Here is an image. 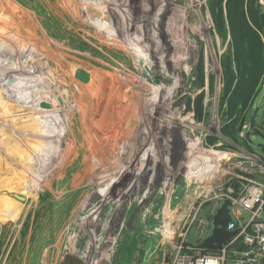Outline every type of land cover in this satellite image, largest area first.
<instances>
[{
	"label": "rangeland",
	"instance_id": "1",
	"mask_svg": "<svg viewBox=\"0 0 264 264\" xmlns=\"http://www.w3.org/2000/svg\"><path fill=\"white\" fill-rule=\"evenodd\" d=\"M77 1L0 0V264H168L236 177L264 180V0H116L121 36L113 12L137 16L134 53L97 35ZM244 23L254 33L240 35ZM244 69L256 83L238 105ZM79 94L124 101L119 124L133 115L100 186L91 155L72 166L67 146Z\"/></svg>",
	"mask_w": 264,
	"mask_h": 264
},
{
	"label": "bare ground",
	"instance_id": "2",
	"mask_svg": "<svg viewBox=\"0 0 264 264\" xmlns=\"http://www.w3.org/2000/svg\"><path fill=\"white\" fill-rule=\"evenodd\" d=\"M75 0H68V4H73ZM2 2V1H1ZM79 4L82 5L84 8L82 11V17L88 16L89 19L93 22V26L95 27L97 31V35H102L101 38L105 39V41L112 42L113 44L120 45L123 43L127 49L132 51V47H135L137 45L138 39L140 38L137 32V27L133 28L135 25L133 24V20L137 16H133L134 14L128 13V15H121L122 12H113L116 13L115 16L117 20L122 18L124 22H126L127 25H124V30L127 32V34L123 37L120 34L121 29L116 28V26L112 23L115 20L113 15L111 14V7L110 5H117L116 0H78ZM59 5V4H58ZM122 6V5H121ZM61 7V5H59ZM114 7V6H113ZM116 8V6H115ZM90 9H93V11H90ZM117 9V8H116ZM120 9V8H119ZM65 10V9H64ZM81 10V9H79ZM121 10V9H120ZM139 10V9H137ZM144 10V9H143ZM66 11V10H65ZM141 11V10H139ZM2 13H7L10 16H17L14 14L13 11L6 10V12L1 11ZM144 12V11H143ZM59 13V12H58ZM138 13V12H137ZM142 13V12H141ZM139 14V13H138ZM118 15V16H117ZM150 15V14H149ZM93 16H96L95 18L98 20L93 19ZM141 16V15H140ZM143 16V15H142ZM141 16V18H142ZM145 16V15H144ZM148 18V16H146ZM25 19V18H24ZM168 19V18H167ZM15 20V19H14ZM17 21V20H16ZM19 21V20H18ZM139 21V20H138ZM143 21V20H142ZM82 22V21H81ZM116 22V21H115ZM130 22V25L128 23ZM52 23V22H51ZM120 23V22H119ZM118 23V25H119ZM123 23V22H122ZM135 23V22H134ZM138 23V22H137ZM165 23V22H164ZM117 24V23H116ZM121 24V23H120ZM139 24V23H138ZM148 24V22H147ZM172 25V24H171ZM123 26V25H122ZM150 26V25H149ZM148 26V27H149ZM20 27V26H19ZM22 27V26H21ZM81 27V26H80ZM137 28V29H136ZM25 29V28H23ZM146 29V28H145ZM149 29V28H148ZM155 30V29H154ZM90 31V30H89ZM145 31V30H144ZM143 31V32H144ZM149 32V31H148ZM125 33V32H124ZM25 34V32H24ZM27 35V34H26ZM29 35V34H28ZM27 35V36H28ZM142 35V33H141ZM2 37H5V33L2 34ZM149 37V36H148ZM96 38V37H95ZM122 38H125V40H122ZM145 39V38H144ZM30 40V39H29ZM101 41V40H100ZM141 41V39H140ZM31 42V41H30ZM142 42L138 46V51L140 54V57L142 59L147 58V51L145 48L142 46ZM106 43V42H105ZM32 44V43H31ZM111 44V43H110ZM109 45V44H108ZM8 46V45H7ZM39 46V45H38ZM149 47V46H148ZM34 48V47H33ZM40 48V47H39ZM38 48V49H39ZM124 49V48H123ZM42 51V50H41ZM133 52V51H132ZM18 53V52H17ZM134 53V52H133ZM16 54V52H15ZM90 54V53H89ZM153 55V54H152ZM151 56V55H150ZM20 59V58H19ZM150 59V58H149ZM34 60V59H33ZM1 64V63H0ZM2 65V64H1ZM168 67V66H167ZM37 68V67H36ZM39 68V67H38ZM167 70V69H166ZM43 71V70H42ZM1 73V72H0ZM40 73V72H39ZM55 74V71H54ZM1 75V74H0ZM2 76V75H1ZM83 76H79L78 78H74V83L81 84L83 85L84 89L86 91H89V85L87 79L82 78ZM1 79V78H0ZM87 81V82H86ZM84 82V83H83ZM86 85L84 86V84ZM87 86V87H86ZM54 88V87H53ZM93 88V87H92ZM99 89V88H97ZM56 91V90H55ZM74 91H76L74 89ZM78 95V94H77ZM108 95V94H107ZM79 98H76L74 96L71 97V103L73 105L72 110L70 107V115L68 116V123H66V129H67V134H69V140L67 141V146L69 150V154H71L75 160L72 162V166L76 164V162H81V160H84L82 156H85V158H89L91 155L92 157V162H91V172L93 177H98V179H94L95 184L100 186L102 184V181H105V175L107 172H112L108 168L112 164H114V160L110 158L108 155H112V153L115 155V152L112 149V144L116 143V138H118V135L120 136L121 133H118V130L120 129L123 130L122 128L124 127V124L126 122L129 123L128 120H131L132 114L129 112V109L125 112V114L128 115L130 113L132 116L130 119H126V115L122 121H120L119 124V119L117 114L121 113V105H124V101H120L117 97L115 98H109V97H103L102 101H96L93 105V100L96 98H99V96H92L89 94L80 95ZM101 99V98H99ZM46 100V99H45ZM42 103L44 101V97L42 98ZM46 102V101H45ZM44 102V103H45ZM104 102V103H103ZM43 103V104H44ZM55 106V105H54ZM106 106V108H105ZM114 109H112V107ZM47 107V106H45ZM45 109V108H44ZM57 110V109H56ZM46 113H50L49 107L46 108ZM43 113V112H42ZM77 113V118H74V114ZM57 114V113H56ZM44 115V113H43ZM49 115V114H48ZM51 116V115H50ZM121 117V116H120ZM129 118V116L127 117ZM118 119V120H117ZM51 121V119L46 118V122ZM115 120V121H114ZM127 120V121H126ZM140 119H138L139 121ZM49 121V122H50ZM66 121V120H65ZM114 121V122H113ZM126 121V122H125ZM132 121V120H131ZM130 121V122H131ZM33 122V121H32ZM51 123V122H50ZM147 123V122H146ZM115 124H119L122 127L119 128L117 126V129L113 128ZM50 127L54 130L55 137L57 136V133L55 132V128L52 127V124H49ZM143 125V124H142ZM78 128L76 129V127ZM128 130L131 129V124H126L125 125ZM131 126V127H130ZM144 127V125H143ZM50 128V129H51ZM69 128V129H68ZM113 128V129H112ZM133 128V127H132ZM131 131V130H129ZM52 132V133H53ZM124 132V131H123ZM106 135V136H105ZM130 135V133H129ZM121 137V136H120ZM122 139V138H121ZM55 140V138H54ZM126 140V138H125ZM70 141V144L68 143ZM75 142L76 146H72ZM118 142V141H117ZM121 142V141H120ZM123 142V140H122ZM136 142V141H135ZM82 143V146L80 145ZM117 144V143H116ZM119 144V143H118ZM129 144V143H128ZM111 146V147H110ZM130 146V145H129ZM81 147V148H80ZM119 147V146H118ZM81 149L80 153L78 152L77 154L74 153V150L76 149ZM114 148V147H113ZM159 148V147H158ZM138 149V148H137ZM131 150V149H130ZM139 150V149H138ZM157 152V151H156ZM74 153V155H73ZM129 154V153H128ZM134 154V153H132ZM155 154V153H154ZM157 154V153H156ZM147 156V155H146ZM153 157V156H152ZM82 158V159H81ZM68 157H65L63 160V164L68 163ZM90 159V158H89ZM153 162V161H152ZM147 164V163H146ZM157 164V163H155ZM117 168V167H116ZM107 169V171H106ZM122 169V168H121ZM120 169V170H121ZM23 170V169H22ZM28 170V169H27ZM118 171V170H117ZM120 172V171H119ZM126 173V171H124ZM58 174V173H57ZM25 177V175L20 174ZM104 175V176H103ZM103 176V179H99ZM118 176H112L109 180L110 184L107 186L114 185L115 182H117ZM26 180V178H25ZM122 180V179H121ZM45 181V179H43ZM42 181V182H43ZM119 183V182H118ZM76 184V183H75ZM43 185V184H41ZM42 187V186H41ZM108 188V187H107ZM114 189V188H112ZM111 190V189H110ZM116 190V189H115ZM37 196V195H36Z\"/></svg>",
	"mask_w": 264,
	"mask_h": 264
},
{
	"label": "built area",
	"instance_id": "3",
	"mask_svg": "<svg viewBox=\"0 0 264 264\" xmlns=\"http://www.w3.org/2000/svg\"><path fill=\"white\" fill-rule=\"evenodd\" d=\"M264 116V114H263ZM264 126V125H263ZM263 170V169H262ZM264 175V171H260ZM218 196V207L229 201L230 223L227 231L238 233L217 251L200 248V241L211 229V220L199 224L202 229L192 245L180 244L168 264H262L264 263V180L236 177ZM215 207V208H216ZM214 208V209H215ZM212 215V214H211ZM211 217V216H210Z\"/></svg>",
	"mask_w": 264,
	"mask_h": 264
},
{
	"label": "water",
	"instance_id": "4",
	"mask_svg": "<svg viewBox=\"0 0 264 264\" xmlns=\"http://www.w3.org/2000/svg\"><path fill=\"white\" fill-rule=\"evenodd\" d=\"M42 107L44 105H41ZM229 201H223L216 207L210 217L211 229L209 235L199 243V247L209 251L220 250L223 245L229 242L237 233L238 230L227 231L226 226L230 223ZM60 264H83L82 260L76 256L65 254L62 257ZM264 264V263H262Z\"/></svg>",
	"mask_w": 264,
	"mask_h": 264
},
{
	"label": "trees",
	"instance_id": "5",
	"mask_svg": "<svg viewBox=\"0 0 264 264\" xmlns=\"http://www.w3.org/2000/svg\"><path fill=\"white\" fill-rule=\"evenodd\" d=\"M257 13H259V15L257 16H259V20H261L260 21L261 24H264V15H262L259 10H257ZM256 29L258 31L262 29V25H259L258 22L256 23ZM244 32H246L247 34L254 33L253 30L246 23H244L242 28L239 30V34L241 35ZM237 45L238 47L242 48L243 46H245V41L243 42L240 37V42ZM255 47L256 48L260 47V43L259 44L255 43ZM255 55L256 56H255V65H254L255 68L254 69H256L260 75H263L264 74V63L260 60V53L257 50H255ZM250 74L251 72H247L246 69H244L242 78L239 80V82L237 83L235 87L236 94H240V97L238 99L233 100L235 104H238V105L246 104V99L249 98L251 94V90H253V87L255 86V83H256L255 81L256 79L253 80Z\"/></svg>",
	"mask_w": 264,
	"mask_h": 264
}]
</instances>
